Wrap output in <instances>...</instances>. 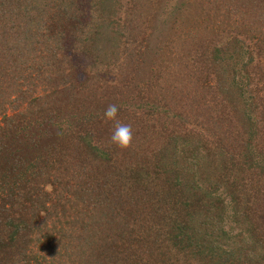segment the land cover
Returning a JSON list of instances; mask_svg holds the SVG:
<instances>
[{
  "label": "rangeland",
  "instance_id": "rangeland-1",
  "mask_svg": "<svg viewBox=\"0 0 264 264\" xmlns=\"http://www.w3.org/2000/svg\"><path fill=\"white\" fill-rule=\"evenodd\" d=\"M92 1L95 4H91L94 10H89L88 0H78V4L74 0L72 9L66 7L65 10H60L53 0L0 1V43L4 46H0V55L4 54L0 58V65L8 57H14L18 61L16 51L22 43H36L26 58L24 67L41 71L43 67H38V64L47 66L40 75L45 76L46 84L33 76L32 79H27V84L23 77L14 82L0 69V86L3 88L0 93V126L4 129L20 128L24 119L28 127L24 133H46L45 139L35 140L33 144L34 147L36 145L45 149L49 155L57 147L63 150L59 145L65 144V153L59 159L53 154L51 159L53 166L61 170L69 160L73 162L67 152L81 146L76 142L72 145L60 140L56 142L55 136H61L60 132L68 128L67 119L76 116L82 120L89 115L94 131L98 134L107 131L110 136L114 122L101 117L103 114L99 115L97 109L116 104L119 109L117 119L131 125V145L134 146L133 143L139 141L135 148L142 154L137 163L143 170L142 178L146 177V169H150L156 155L161 154L155 148L160 149L164 151L162 155L166 167L174 174L177 171L176 179L179 183L187 181L190 185L185 190L187 199L194 202L195 197L200 195V200L195 199L196 204L189 207L184 204L186 198L177 197L180 193L172 187L174 197L170 202L164 201L165 191L159 190L154 197L156 201L148 207L149 198L153 196L152 190H147L145 182L137 185V182L126 177L124 174L129 172L128 166L123 165L120 178L111 176L117 169L116 165L110 161L105 162L108 159H101V153L99 158L91 157L87 166L83 165L85 168L81 175L84 178L80 176L78 180L80 189L84 185L87 190L91 189L92 186L85 184L86 181L97 179L102 182V189H111L113 195L123 185L128 187L122 190L127 194L132 184L137 185L143 194L140 196L141 201L135 204L142 213L168 206L171 208L170 212L177 213L179 217L186 212L184 216L187 218V211L191 210L192 217H188L191 221H188L186 231L192 236L185 234L178 244L173 237L168 236L161 251L165 255L161 253L156 264H215L210 255L217 254L221 249V254H224V250L229 248L240 251V256L244 259L247 257L248 263L253 264V245L261 252L264 249L259 248L261 244L257 241L253 243V239L257 235L262 237L264 232L260 226L249 231L242 212L248 209L251 219L260 225L251 207L257 209L256 213L261 211L264 185L254 183L249 186L252 173L241 163L237 153L238 140L231 143L227 132L221 134L228 120L225 119L222 123L219 121L218 109L221 105L228 106L224 97L227 88L233 85L232 81L240 85L249 84L255 90L252 93L244 89V94L240 97L234 95L242 116L245 101L253 98L256 92L264 91V57L258 59L262 54L256 50L259 43L264 49L262 0H249L253 3L245 7L237 6L242 0H109L108 8L97 5L100 0ZM83 3L87 11L84 18L80 23H73L70 14H75L80 19L83 16L73 10V7H79ZM109 25L112 31L107 38L102 29L109 28ZM235 33L241 40L235 38ZM10 43H13L12 46H8ZM198 43L201 46L197 49ZM215 59L217 60L214 61ZM19 67L22 66L14 64V68ZM42 103L46 107L45 110L42 109L43 116L50 119L49 116L52 115L58 130L57 127L44 130L37 125L41 120L35 121V118L40 115L37 112L41 110L39 108ZM59 109L62 112L59 113ZM252 114L247 116H250L253 126L258 130L254 127L252 129L254 147L250 146V150L254 161L262 164L264 127L260 132H263L261 137H258V131L263 125V119L262 116L257 118L256 113L254 116ZM240 119V126L245 129V134L240 138L241 144V141L246 140L247 129L252 123L250 125L244 117ZM18 131L23 133V130ZM74 140L79 141L80 138ZM235 143L237 144L234 146ZM123 151L126 152V149ZM259 164L256 165L260 166ZM21 179L17 180L22 183L25 180L32 181L30 175ZM193 182L195 190H191ZM15 186L18 185L14 184L13 188ZM60 188L61 186H57L56 190L60 191ZM130 192L134 193V189ZM201 193H204V198ZM13 195L12 199L4 197L1 200V194L0 220H8L5 217L8 214L6 209L13 212L14 216L17 215L10 206L15 204L14 198H19L20 195L18 192ZM49 203L48 201L31 219H36L37 226L30 232L26 244V255L36 257L37 260L33 261L40 264H51L48 258L54 259L53 264H59L60 259L55 257L60 254L53 253L54 247L50 240L53 236L57 240L63 239L61 231L64 227L59 229V226L64 224V211L71 219H83L86 218L85 215L92 213L99 215L102 221L113 219L108 215L107 208L98 206L97 202L93 205L90 200L82 202L79 194L71 198V202L64 204L62 213L59 206L55 209L54 204ZM17 204L14 208H18ZM117 205L118 203L115 204ZM45 209L49 211L46 213ZM27 215L32 217L31 210ZM131 216L141 217V213L134 212ZM126 219L130 218L123 213L121 218L115 220V225L108 226L103 221L96 234H120L126 237L121 225ZM131 228L135 230L138 225H132ZM24 253L25 250L16 258L15 264H26V259L21 260L28 257H23ZM158 253V250H154L143 256L150 263L153 258L151 254L156 257Z\"/></svg>",
  "mask_w": 264,
  "mask_h": 264
},
{
  "label": "trees",
  "instance_id": "trees-1",
  "mask_svg": "<svg viewBox=\"0 0 264 264\" xmlns=\"http://www.w3.org/2000/svg\"><path fill=\"white\" fill-rule=\"evenodd\" d=\"M53 1L58 4V8L60 10H65L66 7H70V9H72V4L74 2V0ZM88 1L90 5L89 10H94V2H91V0ZM108 1L109 0H100L97 5L101 4L103 8H108L110 7V5H108ZM248 1L242 0V3H238L237 6H249V4L253 3L250 1L254 0H250L249 2ZM65 3L68 4L65 5ZM91 4H93L94 6L92 7ZM262 4V8L264 9V0H262ZM73 10H75L76 12H80L81 15H83L80 19L79 16L77 17L75 16V14H73L74 16H72V14H70L73 23L82 22L85 12H87L84 9V3L82 5H79V7H73ZM70 11L72 12V10ZM102 31H104V34L106 33V37L108 38V34L110 33V31H112V27H105V30L102 29ZM235 35V38H237V40H241V38L237 36L236 33ZM12 44L13 43H10L8 44V46H12ZM35 44L36 43L29 45L28 43H22L21 47H17L18 50L16 51V53L19 55L18 61H16L14 57H8L4 61L5 63L10 64L12 66L11 68H9V65H6L5 63V66L3 63L0 65V69L3 70V73L7 77H9L11 81L14 80V82H17V79L23 77L26 81L25 84H27V79H32L33 76L34 78L42 79L43 84H46L45 76L40 75L42 74L43 70L47 69V66L38 64V67L42 66L43 68H45H42L41 71L29 69V67H24L26 58L28 57L29 53H31V50L33 49ZM259 45L260 46H258L256 50L260 52V55L262 54V56L258 58L261 59L262 57H264V52H262V50L264 49L260 43ZM0 46L3 48V43H0ZM200 46L201 43H198L197 49ZM217 48L218 50H215L214 53L215 58H217V51H219V46ZM5 49L7 50V48ZM3 55L4 54L0 55V58H2ZM216 60L217 59H215L214 61ZM14 64H18L22 67L14 68ZM262 76V85L264 86V75ZM232 82L233 85L227 88L228 90L225 92L226 96L224 97V101L226 100L228 106L226 107L221 105V108L218 109V112H220V116L218 117L219 121L222 123L225 119L228 120V124H225L226 128L222 130L221 134L224 135V133L227 132L228 136L231 138V143H234L233 140L235 139L238 140L239 147L237 149V153L239 154L241 163L243 164V166H245V168H247V170H250L252 173L249 177V186L254 183H260L258 185H264V163H256L254 161V158L252 157L250 146L254 147V144L252 143V137L254 135L252 129L254 127V123L250 120V116H247L249 113H253V116L254 113H256V115H258L257 118L259 116H262L263 120L261 123L263 125L260 126L261 128L258 131V137H261L263 135L262 133L264 132L263 131L260 134L261 130H263L262 127H264V91H262L261 93L256 92L254 94L253 98L256 102L251 97L247 101H245L243 105L244 116H242L237 109V99L234 95L237 94V96L240 97L244 94V89H247L252 93L255 92V90L252 89L249 84L240 85V83L234 81ZM2 92L3 88H1L0 86V93ZM252 93L250 94V96H252ZM43 106L44 105L42 103V106L39 108L41 110H38L37 112L40 113V115L35 118V121L36 119H39V121L41 120V122L37 125L41 126L44 130L48 129L49 127H57L56 129L58 130L59 127L57 126L52 115L49 116L50 119H47L45 115L43 116L42 112L46 108L45 106ZM105 109L106 108L97 109V113L101 115L104 113ZM57 111L59 113L62 112L60 109ZM223 111H225V113ZM222 113H224V115H222ZM87 116L88 118L80 117L83 118L82 120L76 118V116H72V118L70 116L69 120L67 119V122H69L68 128L63 129L62 132H60L61 136H55L57 138L56 142L60 140L65 142L66 144L72 145L74 142H76L81 145L79 149L74 148L72 152H67L73 158V162L72 160H69L67 164H64V167L61 168V170H59L58 167L55 168L53 166V162H51V159H53V154H55L56 159H59L62 156V153H65V144L61 143L59 145L63 147V150H61L60 147H57L58 149L55 148L54 151L49 155L48 152L45 151V149L37 147L36 145L34 147L33 144L35 143V140L37 142L40 139L41 141L45 139L46 137L44 134L46 133L43 131H41V135H36L35 133L30 134L29 132L24 133L26 128H28L27 122H25L24 119L23 123L20 125V128L9 127V129H4L3 126H0V197L2 194L1 200L4 199V197L11 198L14 197L13 193L15 192H18L20 195L19 198H14V203L17 204L18 202V208H14L15 204H13V206H10L14 213L17 212V215L14 216L13 212H8V209H6L8 214H5V217H8V220H0V264H15L16 258H19V256L22 255L23 250H25L23 257L24 255H26V244L28 243L27 239L29 238L30 232H33V229H36L35 226H37V222L35 221L36 219H31L44 208L43 206L47 204L48 201L50 202L49 204H54L55 209H57V206H59V211L62 213L64 211V204L66 205V203L71 202V198H75V195L77 194L80 195L82 202L90 200L92 201L93 205L97 202L98 206H102L105 209L107 208V210L109 211L108 215L110 214V216L113 217V219H111L110 221L103 220L105 223H107L108 226L109 224L110 226L117 224L115 220L117 218H121L123 213L125 215H128V218L130 219H126V222L121 224L123 226L122 232H125L126 237L123 235L120 236V234H114L113 236H111V234L105 233L97 235V228L100 226V223H103L99 215L92 213L91 215H85L87 219L84 217L83 219H71L69 218V214L66 215L64 211L62 213L64 224H61V226H59V229L64 227V230L62 228L61 231V237H63V239L62 241L57 240L55 236H53L50 240L51 245L54 247L53 253L56 252L60 254L59 256L55 257L60 259L59 264H156L160 254L162 253L161 255H165L161 251L168 236L173 237L174 242L178 244L180 241H182L184 235L188 233V231L186 230H188V221H191V219H188V217H192L191 210L187 211L188 217L186 218V212L184 214L185 216L183 215L179 217L177 213L170 212L171 208L168 206L164 207L163 209H159L157 207L154 210L142 213L141 210L138 211L139 208L137 205H135L138 203V201H141L142 197L140 196L143 195L141 194L140 189L136 187L140 182H145L147 190L151 189L153 192V196L149 198V204L147 205L148 207H151V203L156 201L154 197L157 196L159 190L160 192L165 191L163 192L164 201L170 202L172 200V197H174V194L171 190L172 187H175V189L178 190L177 192L180 193L177 197L186 198V203L184 204L188 205L189 207L192 204H196L195 199L196 201L200 200V195H197L195 197L194 202L187 199L188 196L185 193V190L187 191L190 185L187 184V181L184 183H179L178 179H176V177H178L176 175L177 171H175L174 174L172 170H169L166 167V164H164L163 161L164 157L162 155L164 151L155 148V151L161 152V154L156 155L157 161L155 160V162L151 164V166H149L150 169H146V177L142 178L141 174H143V170L141 166L137 165V163H139L142 158V154L141 152H139V149L135 148L138 147L139 141L133 143L134 146L131 145L132 149L128 147L126 148V152H124L123 149L118 148L117 146L110 143V136L107 131L100 132V134L95 132L93 121L91 118H89V115ZM101 117H104V115H102ZM240 117H244V119H246L247 122L250 123V125L252 123L251 127H248L247 129L248 136L246 140L241 141V144L240 138L243 134H245V129H243V126H240ZM36 129L40 130L37 126ZM255 129L258 130L257 128ZM18 130H23V133ZM93 131L96 134H94ZM49 135L51 136V134ZM76 138H80V140H74ZM236 144L237 143H235L234 146ZM100 153L102 154L101 159H108L105 162L109 163L110 161V163L116 165L117 169L113 172V174H111V176L120 178L121 174L123 173V170L121 171L123 165L125 167L128 166L129 172L125 173L124 175L137 182V185L135 186L131 184L130 188L131 186L132 188L127 194L123 193L122 190H126L128 189V187H124L123 185L121 186L119 191L115 192L113 195L111 189H102V186H100V183L102 182L97 179L96 181L94 179H89L86 181L85 184H90L92 186L91 189L87 190V187L84 185V188L81 190L78 186V180L80 176L83 177L81 175V171L85 168L83 165L87 166V162L90 161L91 157L92 159L96 157L99 158L98 155H100ZM124 153H126V155ZM230 160L233 161V157L230 156ZM49 161L51 162L50 165H48ZM256 164H259L260 166ZM29 175L32 181L25 180L23 183L19 181L22 180L21 178H25ZM18 178L19 180H17ZM33 182H36V184ZM14 184H17L18 186H15L13 188ZM194 184L195 182L191 184V190L196 189V186ZM26 186L27 188H25ZM57 186H61L60 191L56 190ZM133 189L135 195L133 192H130ZM139 192L140 195L135 197ZM201 196L204 198V193H201ZM117 203L118 205L115 206V204ZM261 203L262 205L260 206L262 207V209L257 213V209L255 207H251V210L255 212V216L258 218L260 225L257 221H254V219H251V213L248 212V209L242 212L244 219L248 223L247 228L249 231H253L255 228L260 226V229L264 232V192H262L261 194ZM143 206L146 207V204L143 203ZM135 208L136 211H134ZM29 210H31L32 212L31 218L27 215ZM178 210L174 209V211ZM44 211H46L47 213L49 210L45 209ZM134 212H140L141 217L131 216ZM60 218L59 223L61 221ZM166 223L170 225H167ZM136 224L138 225L137 229L134 230V228H131L132 225ZM187 235L189 237L192 236L191 234ZM259 236L260 235H257V237L253 239V243L257 241L259 244H261L259 248L262 249L264 248V235L262 237ZM203 238L204 237H202V239ZM154 250H158L159 253L156 255V257L151 254L153 258L150 260V263L146 262L147 259H145L143 255ZM251 250L254 255L252 263L264 264V249H262L263 251L261 252L257 250V248L253 245ZM222 251L223 250L221 249L219 252H217V254L210 255L215 264H251L248 263L247 257L245 259L242 258L240 256L241 252H236L234 248L224 250V254H221ZM62 258L63 261L61 262ZM23 259H26V264H31L32 262L33 264L39 263L37 261H33L37 260L36 257L28 256L26 258H22L21 260ZM48 259L51 264L54 263V259Z\"/></svg>",
  "mask_w": 264,
  "mask_h": 264
},
{
  "label": "clouds",
  "instance_id": "clouds-1",
  "mask_svg": "<svg viewBox=\"0 0 264 264\" xmlns=\"http://www.w3.org/2000/svg\"><path fill=\"white\" fill-rule=\"evenodd\" d=\"M119 109L116 104L109 105L104 110V118L113 121V128L110 135V143L121 149L128 148L133 141V132L130 124H126L117 119Z\"/></svg>",
  "mask_w": 264,
  "mask_h": 264
}]
</instances>
